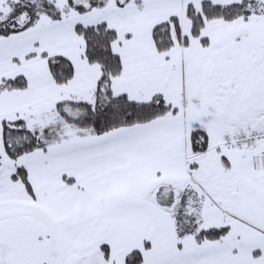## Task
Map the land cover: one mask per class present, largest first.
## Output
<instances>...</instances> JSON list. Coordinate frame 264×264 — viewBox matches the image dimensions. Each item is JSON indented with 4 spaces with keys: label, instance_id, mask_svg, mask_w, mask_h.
Instances as JSON below:
<instances>
[{
    "label": "snow or ice",
    "instance_id": "snow-or-ice-1",
    "mask_svg": "<svg viewBox=\"0 0 264 264\" xmlns=\"http://www.w3.org/2000/svg\"><path fill=\"white\" fill-rule=\"evenodd\" d=\"M0 264H264V0H0Z\"/></svg>",
    "mask_w": 264,
    "mask_h": 264
}]
</instances>
